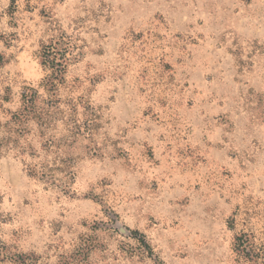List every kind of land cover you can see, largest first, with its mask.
<instances>
[{
    "label": "rangeland",
    "instance_id": "1",
    "mask_svg": "<svg viewBox=\"0 0 264 264\" xmlns=\"http://www.w3.org/2000/svg\"><path fill=\"white\" fill-rule=\"evenodd\" d=\"M241 235L264 246V0H0V264H251Z\"/></svg>",
    "mask_w": 264,
    "mask_h": 264
},
{
    "label": "trees",
    "instance_id": "2",
    "mask_svg": "<svg viewBox=\"0 0 264 264\" xmlns=\"http://www.w3.org/2000/svg\"><path fill=\"white\" fill-rule=\"evenodd\" d=\"M60 51L54 46H49L45 49L44 57L45 64H48L49 68L54 71V73L63 75L65 70V65L63 60H66V54L60 56ZM54 80H49L47 86L51 88L52 91L57 88V83ZM235 249L237 253V259L239 261H244L251 264H264V246L258 247L253 243L251 237L247 235H241L236 237Z\"/></svg>",
    "mask_w": 264,
    "mask_h": 264
}]
</instances>
